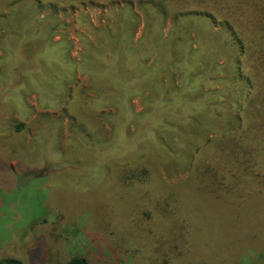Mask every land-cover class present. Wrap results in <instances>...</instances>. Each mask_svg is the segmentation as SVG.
I'll return each mask as SVG.
<instances>
[{
	"label": "rangeland",
	"instance_id": "374dc122",
	"mask_svg": "<svg viewBox=\"0 0 264 264\" xmlns=\"http://www.w3.org/2000/svg\"><path fill=\"white\" fill-rule=\"evenodd\" d=\"M13 1L0 0V23L11 13ZM128 2L84 0L60 8L35 6L31 13L49 23L47 40H38L41 34L26 40L27 23L18 24L15 40H4L6 31L0 26V261L67 264L74 256H84L90 264H264L262 181L257 183L259 192L249 188L254 184L242 183L222 199L197 194L198 199L188 192L193 236L190 231L192 242L182 251L184 257L177 252L173 256L174 245L170 251L158 244L161 230L146 224L147 218L159 213L158 201L167 198L175 185L195 179L190 165L197 154L189 145L176 151L166 135L164 150L157 132L138 135L140 124L148 129L162 120L160 114L149 115V110L163 90L172 87L171 79L180 89L173 96H202L197 104L213 112L209 120L203 119L204 125L211 124L197 125L208 129L200 143L201 154L216 150L222 137L239 132L240 115L251 96L238 72V43L227 28L205 22L187 29L183 22L176 29L179 20L170 16L162 28L154 20L160 32L156 40H179L188 51L198 44L207 49L212 40L213 69L194 85L189 78L182 85L178 73L165 77V68L159 74L155 71L151 89L129 97L125 111L134 118L127 124L117 106L109 103L113 99L102 103L101 88L93 87L82 67L105 34L109 40H129L133 49L142 40H151L156 27L151 29L138 1ZM30 8L26 3L19 10L28 15ZM122 11L127 22L120 18ZM159 51L144 54L147 68H155ZM32 62L36 69L29 66ZM53 63L56 74L47 86V68ZM182 104L185 111L188 104ZM189 115L199 114L191 112L184 120L170 122L188 121ZM116 130L121 131L118 139ZM208 139L212 142L204 149ZM223 161L230 165L228 157ZM258 161L264 175V150ZM124 166L150 170L148 184H122L119 171ZM162 234L174 237L171 231Z\"/></svg>",
	"mask_w": 264,
	"mask_h": 264
},
{
	"label": "trees",
	"instance_id": "16d2710c",
	"mask_svg": "<svg viewBox=\"0 0 264 264\" xmlns=\"http://www.w3.org/2000/svg\"><path fill=\"white\" fill-rule=\"evenodd\" d=\"M48 1L14 0L11 2L9 7L10 10L12 9L11 13L7 18L2 19V23H0V26L6 31L4 40H15L16 36L14 34L18 24L23 26L26 23V31H28L26 40H33V36L39 34L41 36L38 40H47L49 23H44L38 19V16L33 12L31 13V10L34 11V7L40 5H53L60 8L67 5L68 2L77 4L84 0ZM93 1L100 2L104 0ZM125 1H129L130 4L132 1H138L145 12V19L151 23V29L155 26L154 20L162 28L163 23L170 16H173L177 21L179 20L176 29L183 22L187 25V29L190 26L198 28V23L206 24L205 22L210 23L213 27L222 25L227 28L238 43L241 58L238 72L241 77L245 78L246 86L250 90L249 97L251 96V98H249L250 100H248L240 115L241 129L238 133L231 134L229 137H222L223 140L218 144L216 150L205 151L201 154L202 147L200 143L205 138L204 131H208V129L197 126L211 124L209 121L204 125L205 121L203 119L209 120V116L213 113L212 110L209 107L202 108L197 104L202 96L193 93H186L184 96H173V91L176 94L180 93V89L173 87V78L170 82L172 87L164 89L165 93L161 94V97L158 98L159 101L153 103L152 108L149 110V115L160 114L162 120L151 125L148 129H143L142 125H139L138 135L148 136L151 131L157 132L161 137V146L164 147V150L168 149V146L163 142V137L167 135L168 145L176 151L182 145L186 147L189 145L190 150L194 149L193 154H197L190 165L191 174L195 175V179L189 182L191 184L195 183L196 186L193 187L196 192H194L191 184L175 185L170 190L167 198L158 201L159 213L156 214L159 215L154 214L146 220V224L151 223L161 230V232L158 230L157 234L159 237L158 244L166 250L171 251L174 248L173 256L177 252V256L184 257L185 254L182 251H186L192 242L190 241L192 238L189 240L188 236L190 231H192L191 237L193 236L192 220L188 210V192H192L194 197L198 199L197 194L222 199L229 196V194H233L239 184L246 183V186L254 184L249 188L259 192L260 188L257 183L260 184V181L264 183V175H262L260 161H258L260 153L264 150V0ZM26 3L31 5V8L27 10L30 12L28 15L23 13V10H19V7ZM17 16L18 20H16ZM120 18L127 22V16L123 14V11ZM155 27L156 30L151 33V40H142V43L134 49L129 47V40H109V35L105 34L104 40L99 41L97 50L92 52L91 57L86 60L89 62L82 67L83 71L90 74L93 87H97L98 90L99 87L101 88L98 92H101L102 103H105V100L113 99L114 101L109 103L117 106L118 113L123 115V119L126 120L127 124L128 120L134 118V115H130L125 111V105L129 97L132 93H140L145 89H151V75H154L155 71L159 74L165 68V77L172 73L173 75L178 73L182 85L187 83L185 78H189L191 80L190 85H194L203 81V77H206L208 72L213 69L212 59L214 56L212 53L216 52V48L215 44H212V40L208 42L209 47L207 49L198 44L196 49L188 51L187 48L181 45L183 42L180 43L179 40H156L160 32L159 27ZM26 40L24 37L23 42L25 43ZM176 47L179 50H176ZM158 48H160L158 53L160 56L154 66L155 68L149 69L143 61L144 54L153 55L158 51ZM32 55L35 58L34 53ZM105 55H109V57L107 56V59L102 57ZM31 64L29 66L36 69V62ZM49 66L46 75L47 86L48 82L51 83L53 79L52 75L56 74L53 69L57 67L55 63ZM199 69H201V72ZM185 87H182L183 91ZM163 98H166V100ZM180 99L191 107L188 108L187 105L184 111V105H180L182 103L179 101ZM161 103H164L165 106H162ZM191 112H194L195 115L196 113L199 114L196 116L200 120L193 115H189V118L186 119L188 121L170 122L175 118L184 120L185 116ZM120 134L121 131L116 130V137H119ZM125 135H127V129ZM127 138L129 137L127 136ZM95 140H99V137L97 136ZM211 142L212 139H208L205 142L204 149ZM222 143L223 145L219 151V145ZM94 146L98 147V144ZM152 149L156 150V157L161 156L155 146H152ZM222 156L229 158V166L225 164L226 161H223ZM190 159L192 160V158ZM150 172L147 168H128L124 166L119 171V177L122 184L131 187L134 183L148 184L151 178ZM247 189H245V194ZM168 231H171V236H174L172 239H167L166 235L162 234V232ZM0 264L22 263L16 259H4L0 261ZM67 264H90V262L84 256H74Z\"/></svg>",
	"mask_w": 264,
	"mask_h": 264
},
{
	"label": "water",
	"instance_id": "95a60500",
	"mask_svg": "<svg viewBox=\"0 0 264 264\" xmlns=\"http://www.w3.org/2000/svg\"><path fill=\"white\" fill-rule=\"evenodd\" d=\"M53 220H54L53 217H50V218H49V222H52Z\"/></svg>",
	"mask_w": 264,
	"mask_h": 264
}]
</instances>
